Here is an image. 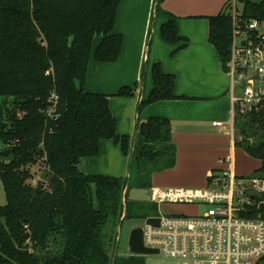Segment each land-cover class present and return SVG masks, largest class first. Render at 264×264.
<instances>
[{"label": "trees", "instance_id": "16d2710c", "mask_svg": "<svg viewBox=\"0 0 264 264\" xmlns=\"http://www.w3.org/2000/svg\"><path fill=\"white\" fill-rule=\"evenodd\" d=\"M121 1L0 0V180L6 195V205H0V264H112L126 182L86 175L78 166L99 154L103 140L129 154L130 138L117 132L111 96L85 91L96 38V62L116 63L121 56L124 39L115 33ZM233 6L229 2L207 18L209 43L225 72ZM236 11L242 22L264 20V0H238ZM160 36L170 45L182 43L173 54L187 46L172 15ZM152 78L153 90L139 113L158 102L187 99L175 95L177 78L159 63ZM134 92L125 86L115 96ZM235 129V147L260 161L250 178L264 181V114L237 117ZM137 131L145 143L132 161L150 189L154 174L176 166L177 146L168 119L140 120ZM37 166L41 174L47 170V178L35 184ZM125 264L144 262L131 256Z\"/></svg>", "mask_w": 264, "mask_h": 264}, {"label": "crops", "instance_id": "0c3cea01", "mask_svg": "<svg viewBox=\"0 0 264 264\" xmlns=\"http://www.w3.org/2000/svg\"><path fill=\"white\" fill-rule=\"evenodd\" d=\"M237 1L122 0L115 26V33L124 39L118 62H96L94 53L101 39H95L85 91L111 96L110 107L117 121V132L130 138L132 156L135 157V150L141 153L145 143L137 131L140 120L160 117L172 124V140L177 146L176 166L154 174L152 186L154 182L159 184L153 188L204 189L211 174L226 168L223 161L233 157L237 150L229 126L232 120L231 77L223 70L216 49L209 43L207 19L221 13L227 3L236 5ZM251 1L259 3L262 0ZM170 15L178 20L179 34L187 41V46L176 54L174 51L182 43L170 45L160 36V28ZM156 63L166 74L176 76L175 95L187 99L158 102L139 113L141 101L153 90L151 67ZM125 86L133 87L135 95L116 97ZM119 104L124 105L123 111L117 110ZM127 160L120 146L103 140L99 154L83 158L78 167L86 175L123 177ZM128 184V191L145 189L138 183ZM128 184H125V191Z\"/></svg>", "mask_w": 264, "mask_h": 264}, {"label": "built area", "instance_id": "2783aa9c", "mask_svg": "<svg viewBox=\"0 0 264 264\" xmlns=\"http://www.w3.org/2000/svg\"><path fill=\"white\" fill-rule=\"evenodd\" d=\"M231 77L233 144L237 117L264 114V20L242 22L233 6ZM214 125L222 126L220 123ZM211 174L200 190H149L151 202L197 203L208 206L199 216H162L158 227L144 225V245L186 264H258L264 258V181L241 178L232 168ZM125 206V200H123Z\"/></svg>", "mask_w": 264, "mask_h": 264}, {"label": "rangeland", "instance_id": "374dc122", "mask_svg": "<svg viewBox=\"0 0 264 264\" xmlns=\"http://www.w3.org/2000/svg\"><path fill=\"white\" fill-rule=\"evenodd\" d=\"M157 3H159V0H157ZM156 14H157V4L154 12L155 17ZM151 42L152 41L150 39L148 43V48L150 47ZM124 108L125 107L123 104H119L117 106V110L120 111H123ZM132 153L133 150H130L129 154L126 156L128 160L123 177H116V178H119L123 182H126V184L131 182L132 186L138 183L145 187L146 178H144L141 174H139L136 162H131L133 159L132 155H134ZM134 153L136 156L140 154V151L138 150V153H136L135 150ZM259 167H260V161L251 158L242 149L237 148V150L233 155V163H232V168L237 176L250 178L254 174L255 170H257ZM42 168H43L42 166L40 167L37 166V168H34L32 170L34 173L33 182L35 184L41 177L40 174ZM157 184L159 183L154 182L152 188L157 186ZM152 188L148 190H151ZM159 189H164V188H159ZM125 203H126V205L124 206L125 213L123 212V217L118 223V226L116 228V235H117L116 245L118 243L117 257H116L117 264H125L126 258H129L131 256L140 258L144 262V264H186L177 260L169 259L160 253L154 255H146V256L133 255L130 252V248H129L130 235L135 228L144 227L146 221L144 217L148 214L153 215V217H162V216L194 217V216L202 215L208 209V206L197 203H164V204L156 205L151 201L136 202V201H132L129 198H127V201H125ZM0 205L1 206L6 205V195L1 180H0ZM261 264H264V261H262Z\"/></svg>", "mask_w": 264, "mask_h": 264}, {"label": "water", "instance_id": "95a60500", "mask_svg": "<svg viewBox=\"0 0 264 264\" xmlns=\"http://www.w3.org/2000/svg\"><path fill=\"white\" fill-rule=\"evenodd\" d=\"M46 178H47V170L43 171L40 179L45 181ZM128 188H129V184L126 188L125 195H124L125 201L127 198L131 199L132 201H136V202H150L151 201L148 189H131L128 191ZM159 223H160V219L155 218V217L148 218L145 221L146 225H151L154 227H158ZM129 248H130V252L136 256L159 254L158 250L145 247L144 232H143L142 227H137L132 231L130 235V239H129ZM117 249H118V243L115 247L112 264L116 263Z\"/></svg>", "mask_w": 264, "mask_h": 264}]
</instances>
